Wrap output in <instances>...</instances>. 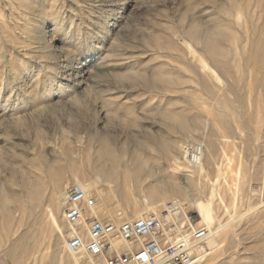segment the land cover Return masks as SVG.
I'll use <instances>...</instances> for the list:
<instances>
[{"label": "rangeland", "instance_id": "rangeland-1", "mask_svg": "<svg viewBox=\"0 0 264 264\" xmlns=\"http://www.w3.org/2000/svg\"><path fill=\"white\" fill-rule=\"evenodd\" d=\"M72 188L180 199L196 264H264V0H0V264H90Z\"/></svg>", "mask_w": 264, "mask_h": 264}, {"label": "built area", "instance_id": "built-area-1", "mask_svg": "<svg viewBox=\"0 0 264 264\" xmlns=\"http://www.w3.org/2000/svg\"><path fill=\"white\" fill-rule=\"evenodd\" d=\"M63 220L66 252L90 264H196L210 236L180 199L129 218L122 209L109 212L102 196L83 188L67 193Z\"/></svg>", "mask_w": 264, "mask_h": 264}, {"label": "bare ground", "instance_id": "bare-ground-1", "mask_svg": "<svg viewBox=\"0 0 264 264\" xmlns=\"http://www.w3.org/2000/svg\"><path fill=\"white\" fill-rule=\"evenodd\" d=\"M100 72H101V70H100ZM99 72V73H100ZM152 198H154V197H152ZM151 198V199H152ZM155 199V198H154ZM157 211H155L154 213H156ZM143 214H146V212L145 213H143ZM143 214H141L140 216H142ZM140 216H137V217H134V218H138V217H140ZM197 222H198V220H196ZM73 257H78V258H83V257H79V256H76V255H72Z\"/></svg>", "mask_w": 264, "mask_h": 264}]
</instances>
